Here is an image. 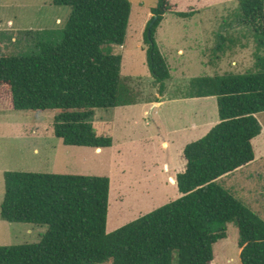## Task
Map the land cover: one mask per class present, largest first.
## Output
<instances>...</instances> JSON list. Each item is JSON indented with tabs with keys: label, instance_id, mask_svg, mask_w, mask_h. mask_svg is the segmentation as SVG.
I'll return each mask as SVG.
<instances>
[{
	"label": "trees",
	"instance_id": "1",
	"mask_svg": "<svg viewBox=\"0 0 264 264\" xmlns=\"http://www.w3.org/2000/svg\"><path fill=\"white\" fill-rule=\"evenodd\" d=\"M52 5L70 8L57 38L36 34L26 53L0 55V110H55L53 134L63 145L109 148L111 138L93 128L94 111L134 105L138 98L120 76L121 56L112 51L124 43L130 2ZM169 11L167 0H156L143 33L146 67L159 95L170 71L155 33ZM237 13L251 30L253 68L191 79L186 98L215 97L219 121L185 145V169L175 178L181 196L107 233V177L4 172L1 220L47 229L37 243L0 246V264H212V247L226 238L228 223L238 231L240 264H264V220L217 182L254 160L251 141L262 130L257 115L264 112V0H237Z\"/></svg>",
	"mask_w": 264,
	"mask_h": 264
},
{
	"label": "rangeland",
	"instance_id": "2",
	"mask_svg": "<svg viewBox=\"0 0 264 264\" xmlns=\"http://www.w3.org/2000/svg\"><path fill=\"white\" fill-rule=\"evenodd\" d=\"M128 1L125 40L112 51L121 56L120 76L137 95V103L97 109L92 120L97 135L112 137V146L102 152L64 146L53 134L55 110H0V206L3 173L7 171L107 177V233L181 196L173 179L184 166V146L204 136L201 134L207 126L211 128L219 121L215 97L182 99L188 94L189 83L195 77L252 70L255 44L250 28L240 22L237 0H167L177 11H192L193 17L164 15L155 40L173 76L168 89L172 97L149 115L159 97L146 67L143 33L156 0ZM69 14L70 8L53 6L52 0H0V55L26 53L33 48L36 34L43 40L57 38ZM180 26H186L187 31ZM201 31L206 32L205 36ZM218 45L222 51L215 50ZM179 47L186 49L180 62L187 61L188 54L190 65L177 70L173 63L179 61ZM203 67H207L206 71ZM257 119L264 133V112ZM192 124L198 129H193ZM263 170L251 173L264 177ZM229 183L219 182L221 186ZM258 183L253 202L264 212V181ZM225 228L226 238L212 247V264H240L237 228L233 223L225 224ZM46 229L0 218V246L37 243Z\"/></svg>",
	"mask_w": 264,
	"mask_h": 264
},
{
	"label": "crops",
	"instance_id": "3",
	"mask_svg": "<svg viewBox=\"0 0 264 264\" xmlns=\"http://www.w3.org/2000/svg\"><path fill=\"white\" fill-rule=\"evenodd\" d=\"M170 5V4H169ZM173 9V10H172ZM177 12H180V11H177L176 7L170 5V11L168 13H171L173 14L175 17L177 18H180L178 16H176L175 13ZM166 13V14H168ZM187 13H190V16L187 17V19H191L193 16L191 15L192 14V11H189ZM191 17V18H190ZM163 19H164V16H163ZM162 19V21H163ZM180 19H183V18H180ZM58 21V20H57ZM162 21L160 22V24L158 25L157 29H156V33H155V36L158 35V31L160 30V25L162 24ZM191 21V20H190ZM186 22V21H185ZM146 26V25H145ZM180 28L184 31H187V27L186 26H180ZM205 31H201V34H204L205 36ZM222 37V36H221ZM158 46V44H157ZM121 47V46H119ZM159 48V47H158ZM159 51L160 53L162 54L163 56V51L161 50V48H159ZM183 51H186L185 48L183 47H179L176 51V55L177 57L179 58L178 60L179 61H176L174 62L173 64L175 65V67H177V70H180L182 67L184 66H188L190 65V60H189V55L186 54V59H188L187 61H182L180 62V59H182L184 56L182 55L183 54ZM165 59V58H164ZM174 61V60H173ZM167 63V61H166ZM172 64V66H173ZM194 64V63H192ZM168 65V63H167ZM196 65V63H195ZM168 68H169V65H168ZM207 67H203V70L206 71ZM174 70V68H173ZM169 71H170V68H169ZM172 75L170 74V78L165 82V90L163 92L162 95H159L157 93V96L159 97V101H157L156 103L152 104L151 106V111H149V115H151L152 113V110L161 105L164 100L167 98V97H172L170 96V94L168 93V89H169V82L171 81L172 79ZM202 77V76H200ZM203 77H207V76H203ZM208 77H212V76H208ZM196 78V77H195ZM193 79V78H192ZM153 81V80H152ZM204 98H208V97H204ZM182 99H197V98H182ZM120 107H123V106H120ZM117 108V107H116ZM112 109V108H111ZM97 110V109H96ZM95 113V111H94ZM93 120V119H92ZM218 123V122H217ZM216 123V124H217ZM92 125H93V121H92ZM215 125V124H214ZM213 125V126H214ZM212 126V127H213ZM211 127V128H212ZM262 127V126H261ZM94 128V127H93ZM192 128L193 129H198V126H196V124H192ZM200 130L203 128V126L199 127ZM209 126H207L206 128V131L204 133H202L201 135H205L207 134V132L211 129ZM96 132V131H95ZM97 134V133H96ZM99 136V135H98ZM110 137V136H109ZM203 137V136H201ZM200 137V138H201ZM111 140H112V137H110ZM198 140V139H197ZM193 142V141H192ZM252 148H253V151H254V160L250 163H248L247 165L241 167V168H238L237 170L229 173V174H226L224 176H222L221 178L218 179V183L221 181V180H228L229 185L227 184V186H223V188H227L229 189L228 191L230 192V194L235 198L237 199L238 201H240L243 205H245L247 208H249L252 212H254L255 214H257L261 219L264 220V212L260 209H258L255 205V203L253 202L254 200H256V194H257V184H259L258 182H260L261 180L264 181V177L263 176H259V175H253L251 172L253 170H260L261 169H264V133H263V129L261 130V133L260 135H258L256 138H254L252 141ZM65 146V145H64ZM112 146V145H111ZM70 147H73V146H70ZM185 147V146H184ZM81 148H84V147H81ZM92 149V148H91ZM102 149L104 148H98V150H100V152H102ZM184 149V148H183ZM97 151V149H95ZM182 156H183V151H182ZM184 160V158H183ZM185 169V160H184V166L180 167V173H182ZM264 171V170H263ZM179 174V173H178ZM105 177V176H104ZM172 178V177H170ZM169 178V179H170ZM176 178V177H175ZM175 178L173 179L174 180V184L176 183V180ZM176 186V185H175ZM109 192H110V181H109ZM122 192V190H121ZM123 194V192H122ZM126 200V199H125ZM124 200V201H125ZM108 201H109V197H108ZM123 202V201H121ZM119 202V203H121ZM238 255H239V250H238Z\"/></svg>",
	"mask_w": 264,
	"mask_h": 264
},
{
	"label": "water",
	"instance_id": "4",
	"mask_svg": "<svg viewBox=\"0 0 264 264\" xmlns=\"http://www.w3.org/2000/svg\"><path fill=\"white\" fill-rule=\"evenodd\" d=\"M157 19H158V17L157 16H154L153 19L149 22V25H148V35L150 34V30H151L152 26L155 24V22L157 21ZM97 150H98V148H97Z\"/></svg>",
	"mask_w": 264,
	"mask_h": 264
},
{
	"label": "bare ground",
	"instance_id": "5",
	"mask_svg": "<svg viewBox=\"0 0 264 264\" xmlns=\"http://www.w3.org/2000/svg\"><path fill=\"white\" fill-rule=\"evenodd\" d=\"M98 152H100V150H97Z\"/></svg>",
	"mask_w": 264,
	"mask_h": 264
}]
</instances>
